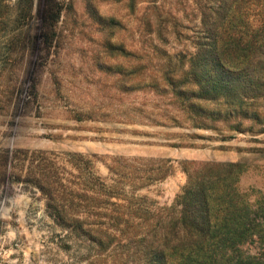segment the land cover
Here are the masks:
<instances>
[{
	"label": "rangeland",
	"instance_id": "374dc122",
	"mask_svg": "<svg viewBox=\"0 0 264 264\" xmlns=\"http://www.w3.org/2000/svg\"><path fill=\"white\" fill-rule=\"evenodd\" d=\"M154 13L165 29V0H0V264H118L49 216L48 162L66 182L88 160L99 178L115 157L240 162V191L264 196V134L195 128L170 104L159 65L192 32L165 44ZM184 182L177 169L138 194L169 207Z\"/></svg>",
	"mask_w": 264,
	"mask_h": 264
},
{
	"label": "trees",
	"instance_id": "16d2710c",
	"mask_svg": "<svg viewBox=\"0 0 264 264\" xmlns=\"http://www.w3.org/2000/svg\"><path fill=\"white\" fill-rule=\"evenodd\" d=\"M154 15L145 28L165 32V44L184 37L179 27L192 32L191 50L165 52L159 65L170 104L195 128L264 134V0H165V29ZM87 164L73 176L83 182H66L48 162L38 187L54 222L105 263L264 264V196L240 191V162L115 157L104 178ZM177 169L185 182L169 207L138 194Z\"/></svg>",
	"mask_w": 264,
	"mask_h": 264
}]
</instances>
